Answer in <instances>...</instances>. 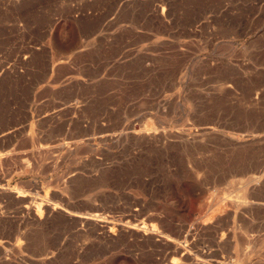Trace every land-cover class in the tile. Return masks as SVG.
Here are the masks:
<instances>
[{
	"label": "rangeland",
	"instance_id": "obj_1",
	"mask_svg": "<svg viewBox=\"0 0 264 264\" xmlns=\"http://www.w3.org/2000/svg\"><path fill=\"white\" fill-rule=\"evenodd\" d=\"M263 205L264 0H0V264H264Z\"/></svg>",
	"mask_w": 264,
	"mask_h": 264
},
{
	"label": "bare ground",
	"instance_id": "obj_2",
	"mask_svg": "<svg viewBox=\"0 0 264 264\" xmlns=\"http://www.w3.org/2000/svg\"><path fill=\"white\" fill-rule=\"evenodd\" d=\"M14 1V0H13ZM14 3V2H13ZM23 3V2H22ZM208 127V126H207ZM191 129V128H190ZM206 129H208V128H206ZM131 130V129H130ZM160 130V129H159ZM121 132V131H120ZM134 132V131H133ZM158 133V132H157ZM135 134H137V132L135 133ZM155 135V134H154ZM146 136V135H145ZM155 139V138H154ZM62 142V141H61ZM65 144V143H64ZM58 145H60V144H58ZM62 145V144H61ZM63 146V145H62ZM55 148L57 149V147L55 146ZM55 150V149H54ZM257 189V188H256ZM253 193V192H252ZM41 205V204H40ZM46 205V204H45ZM52 205V204H51ZM33 206V205H32ZM43 206V205H42ZM41 206V207H42ZM48 206V205H47ZM243 206V205H242ZM264 206V205H263ZM35 207V206H34ZM36 207H38V206H36ZM36 207H35V209H36ZM40 207V208H41ZM44 207V206H43ZM29 207H27V209H28ZM32 208V207H31ZM40 208H38L39 210H40ZM46 208V207H45ZM47 208H50L51 210H57L59 207H56V206H51V207H47ZM61 208V207H60ZM37 209V211H39ZM41 210H42V208H41ZM63 212H65L69 217H74V219L73 220H75V218L76 219H78V220H81V221H84V222H86V223H88L87 221H90V222H92V220H96V218L92 215V214H90V215H86V214H79L78 212L77 213H74V212H69V211H66V209H61ZM37 211H34L35 213V215L37 214V216H38V213L40 212H38L37 213ZM60 212V211H59ZM33 214V213H32ZM94 214V213H93ZM39 215H40V213H39ZM95 215V214H94ZM242 215V214H241ZM27 216V215H26ZM96 216H98L97 214H96ZM40 216H38V218H39ZM99 217V216H98ZM157 217V216H156ZM37 218V217H36ZM42 218V217H41ZM40 218V219H41ZM48 219V218H47ZM97 219H99V218H97ZM100 221H101V219H100ZM94 222V221H93ZM102 222V221H101ZM105 222V221H104ZM85 223V224H86ZM95 223V222H94ZM97 223V222H96ZM100 223V222H99ZM83 224V223H82ZM92 224V223H91ZM102 224H104V223H102ZM203 224V223H202ZM201 224V225H202ZM94 225V224H93ZM100 225V224H99ZM97 226H98V224H97ZM101 226V225H100ZM103 226H105V225H103ZM108 226V225H107ZM203 226V225H202ZM124 227V226H123ZM153 227V226H152ZM92 228V227H91ZM104 228V227H103ZM106 228V227H105ZM108 229V228H107ZM110 229H112V228H110ZM109 230V229H108ZM127 230V229H126ZM114 231V230H113ZM125 231V230H124ZM145 231V230H144ZM146 231H148V230H146ZM182 231V230H181ZM96 232V231H95ZM106 232V231H105ZM107 232H109V231H107ZM116 232V231H115ZM128 232H130V231H128ZM127 232V233H128ZM136 233V232H135ZM156 233V232H155ZM130 234V233H129ZM134 234V233H133ZM139 234V233H138ZM145 234V233H144ZM152 234H154V233H152ZM157 234V233H156ZM167 236V235H166ZM143 237V236H142ZM149 238V237H148ZM153 238V237H152ZM161 238V237H160ZM157 239V238H156ZM162 239V238H161ZM173 241V240H172ZM221 241V240H220ZM158 243V242H157ZM170 243V242H169ZM177 243H178V241H177ZM177 245V244H176Z\"/></svg>",
	"mask_w": 264,
	"mask_h": 264
}]
</instances>
